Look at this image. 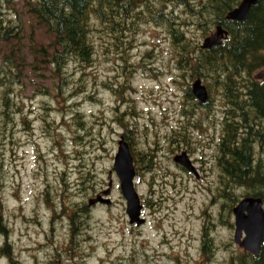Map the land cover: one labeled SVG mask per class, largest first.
Masks as SVG:
<instances>
[{
	"label": "rangeland",
	"instance_id": "obj_1",
	"mask_svg": "<svg viewBox=\"0 0 264 264\" xmlns=\"http://www.w3.org/2000/svg\"><path fill=\"white\" fill-rule=\"evenodd\" d=\"M25 4H5L3 17L20 20L23 29L20 40L0 42V64L10 50L23 56L18 65L13 61L18 75L6 91L19 111L5 106L0 88V195L7 228L6 237L0 235V264H225L244 251L232 239L234 204L229 208L216 164L224 103L209 83L213 75L200 78L208 94L201 104L191 92L192 61L181 63L167 27L143 13L134 19L135 9L132 31L119 36L117 47L118 39L91 17L93 58L89 65L70 60L62 73L67 84L57 86L48 56H30L29 46L47 47L50 36ZM191 9L175 6L171 19L184 32L193 60L206 36ZM120 136L139 158L133 178L142 204L139 225L129 223L112 170ZM183 151L196 172L173 161ZM111 171V204L88 206L72 234L70 208L106 189ZM234 191L236 199L243 197V189ZM205 232L208 253L202 250Z\"/></svg>",
	"mask_w": 264,
	"mask_h": 264
},
{
	"label": "trees",
	"instance_id": "obj_2",
	"mask_svg": "<svg viewBox=\"0 0 264 264\" xmlns=\"http://www.w3.org/2000/svg\"><path fill=\"white\" fill-rule=\"evenodd\" d=\"M241 0H26V13L33 22L44 28L50 36L47 47H31L33 61L38 56H48L49 63L56 71L57 86L67 84V76L62 75L70 60L89 65L95 53L91 39V17L112 33L120 45V35L130 32L134 19L140 21L142 13L152 17L156 24L167 27L185 65L190 63L191 75L196 78L213 75L210 82L221 92L224 103L220 112V136L216 142V164L219 169L223 195L231 201L229 208L235 205L239 197L235 188L243 189L244 195L260 197L264 202V0H256L245 20L226 18ZM8 0H0V42L8 46L20 40L23 23L13 24L14 19L3 17ZM183 5L195 10L203 35L207 36L212 27L220 25L227 33L224 39L210 48L193 50V60L189 58L188 44L184 32L174 25L171 19L175 6ZM31 20V19H29ZM166 22V23H165ZM184 22H177L183 25ZM50 49L47 53L45 48ZM23 56L9 51L0 64V88H4L1 99L5 106L9 103L10 84L18 74L12 73L11 66L16 60L18 65ZM61 73V77L58 73ZM65 72V71H64ZM191 76V77H192ZM209 83L206 86L209 94ZM56 86V87H57ZM191 98L190 89L186 90ZM16 107V106H15ZM16 110L19 111L16 107ZM1 113L8 116V112ZM77 119L80 112H75ZM125 137V136H124ZM131 150V149H130ZM136 173L140 168L139 158L131 151ZM1 169V162H0ZM1 187V186H0ZM79 206V207H78ZM88 205H73L69 217L73 222L71 233L80 230L78 221L87 212ZM79 209V211H77ZM69 210V209H68ZM3 204L0 195V235H7L3 217ZM70 239V242H72ZM202 250L209 252L211 241L205 232ZM6 246V245H5ZM4 249V248H3ZM9 264H14L9 260ZM225 264H264V242L257 256L248 251L235 254Z\"/></svg>",
	"mask_w": 264,
	"mask_h": 264
},
{
	"label": "water",
	"instance_id": "obj_3",
	"mask_svg": "<svg viewBox=\"0 0 264 264\" xmlns=\"http://www.w3.org/2000/svg\"><path fill=\"white\" fill-rule=\"evenodd\" d=\"M256 0H241L239 4L228 12L226 18L233 20H245L248 17L250 8ZM227 35L226 31L220 26L215 27V31L203 39L201 48H210L221 42ZM192 94L200 101L205 103L208 97L206 87L200 78H196L191 84ZM175 163L180 164L191 172H196L195 167L186 152H181L173 157ZM114 173L119 180L120 190L126 201V214L131 224H142L141 215L142 204L139 196L134 189L133 178L135 168L133 158L129 150L128 143L123 136L117 142V151L113 159ZM111 172L108 173L107 188L102 190L94 198H89L87 205L91 206L97 202L107 206L111 204ZM234 216L233 240L244 251L257 256L262 243L264 242V206L263 200L256 196H245L241 198L232 208Z\"/></svg>",
	"mask_w": 264,
	"mask_h": 264
}]
</instances>
